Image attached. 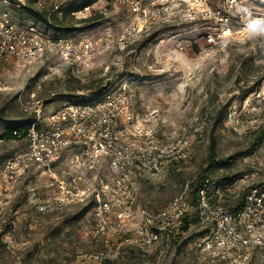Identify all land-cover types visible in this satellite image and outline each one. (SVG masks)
Listing matches in <instances>:
<instances>
[{"label": "rangeland", "instance_id": "374dc122", "mask_svg": "<svg viewBox=\"0 0 264 264\" xmlns=\"http://www.w3.org/2000/svg\"><path fill=\"white\" fill-rule=\"evenodd\" d=\"M138 1L161 20L152 19L146 31L133 36L127 34L140 16L120 0H95L75 16L63 11L62 16L52 15L53 25H38L50 34L73 28L79 38L92 40L94 54L85 68L52 52L35 57L27 67L6 66L1 76L0 134L8 122L27 118L18 101L21 94L28 106L41 100L56 108L67 99L98 97L126 84L134 96L133 111L145 129L154 128L157 139L166 144L188 141V155L169 163L161 183L142 182L140 206L159 209L201 174L212 182L238 179L236 190L241 195L247 185L262 184L264 139L255 152H243L264 124V23L251 26L257 20L264 22V0H241L236 8L223 10L222 20L190 19L177 0ZM208 1L216 7L220 0ZM9 9L12 19L31 18L16 7ZM91 16L96 19L83 21ZM212 34L214 40L208 42L206 36ZM212 131L217 136V157L234 155L221 168H210L208 163ZM24 145L18 139L0 143V181L6 160ZM46 181L43 176L31 182L20 178L11 204L13 223L0 228V264H96L77 258L79 252L105 245L103 238L93 236L89 216L80 213V206L42 212L30 204L33 192L43 194ZM240 197L229 194L222 201L232 207ZM203 233L196 222L191 223L167 246L144 252L124 245L116 259L103 264H226L204 257L198 245ZM248 264H264V256L254 255Z\"/></svg>", "mask_w": 264, "mask_h": 264}, {"label": "built area", "instance_id": "2783aa9c", "mask_svg": "<svg viewBox=\"0 0 264 264\" xmlns=\"http://www.w3.org/2000/svg\"><path fill=\"white\" fill-rule=\"evenodd\" d=\"M64 1L0 0V90L6 66L27 67L43 53L52 52L66 62L89 67L95 50L92 40L79 38L75 31L50 34L38 27H49V23L31 18L17 21L9 11L10 7L32 5L46 12L51 22V14L62 16ZM177 1L189 12L190 19L205 20H222L225 8L231 10L241 3L220 0L213 7L208 0ZM120 2L140 16L128 36L146 31L152 19L161 20L138 0ZM226 31L231 34L230 28ZM213 35L206 36L208 42L214 40ZM133 97L126 84L95 98L84 95L78 101L66 100L56 108L46 107L41 100L28 106L19 95L29 125L21 132L14 130L25 145L8 157L1 172L4 179L0 181V228L13 223L9 219L11 204L20 178L31 182L43 176L47 179L42 183L45 191L40 197L33 192L30 204L42 212L80 206L89 216L93 236L104 240V248L79 252L78 260L103 264L116 259L124 245L144 252L167 246L192 213L204 231L198 245L205 258L248 264L254 255L264 256V182L246 186L237 210L222 199L229 194L241 196L236 190L238 179L214 185L208 177L195 197L186 184L157 210L138 204L142 182L161 183L169 163L188 155V141L166 144L157 139L155 129H145L135 115ZM4 141L0 137V143Z\"/></svg>", "mask_w": 264, "mask_h": 264}, {"label": "trees", "instance_id": "16d2710c", "mask_svg": "<svg viewBox=\"0 0 264 264\" xmlns=\"http://www.w3.org/2000/svg\"><path fill=\"white\" fill-rule=\"evenodd\" d=\"M94 1L95 0H69V1L66 0V2L63 4V6L65 5L64 9L62 6V12L64 11V14H70L71 12L81 10L84 7L91 5V3H93ZM18 11H19V14L26 15L27 17L34 18L44 23H49V25H53L52 22H48V15L46 12L36 10L35 7H33L32 5L22 6L18 8ZM52 15H55V14H51L50 16L52 17ZM94 19H96V17L91 16V17L85 18L83 21H89V20H94ZM65 29L66 30L70 29V31L68 32H71V29L73 28H65ZM62 33H66V32H62ZM99 91L101 90H98V92ZM95 97L93 96L91 98H95ZM79 100H81V96H79ZM71 101L73 100L71 99ZM225 119H226V114H224L219 119L220 124L223 123ZM28 125H29L28 117L21 122H17V123L8 122V124L3 128V132L0 134V137L3 138L4 140H17L19 137L18 135L13 133L14 130L21 132L24 128H27ZM263 139H264V124L258 127L251 146L247 148L243 152V154H250V153L255 152L258 149V147L262 144ZM216 147H217V136L212 131L209 135V151H208V161H209L208 163H209L210 168L211 167H216V168L224 167L226 164H229L230 161L234 159V155L229 156L227 158H218L216 154ZM207 177L209 178V176H207L206 174L205 175L201 174L196 178L195 183L191 184L190 188H191V194L193 195V197L196 196L197 190L203 185L204 180ZM227 179L228 178H219L215 182H212L213 180L210 179V182L214 185H223V184L231 183L232 181H234V179H229L228 181ZM243 193L240 197V200L237 202V204L233 206L234 210H237L241 206V200L243 197ZM84 210H81L80 213L83 214L85 212ZM195 222H196L195 218L194 219L190 217L187 218L184 222V226L182 227V231H186L189 228L190 224L195 223Z\"/></svg>", "mask_w": 264, "mask_h": 264}, {"label": "clouds", "instance_id": "9594fccd", "mask_svg": "<svg viewBox=\"0 0 264 264\" xmlns=\"http://www.w3.org/2000/svg\"><path fill=\"white\" fill-rule=\"evenodd\" d=\"M262 23H264V22H262V21H260V20H257V21H255V22H253V24H252L251 26H252L253 28H256L257 26L261 25ZM261 32L264 33V28L261 29Z\"/></svg>", "mask_w": 264, "mask_h": 264}]
</instances>
